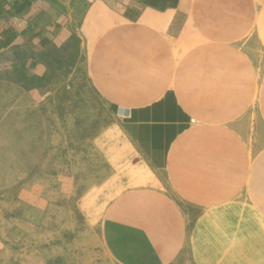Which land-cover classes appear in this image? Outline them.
I'll list each match as a JSON object with an SVG mask.
<instances>
[{
    "label": "crops",
    "instance_id": "1",
    "mask_svg": "<svg viewBox=\"0 0 264 264\" xmlns=\"http://www.w3.org/2000/svg\"><path fill=\"white\" fill-rule=\"evenodd\" d=\"M71 111L109 119L107 264H264V0H0V165L81 153Z\"/></svg>",
    "mask_w": 264,
    "mask_h": 264
},
{
    "label": "rangeland",
    "instance_id": "2",
    "mask_svg": "<svg viewBox=\"0 0 264 264\" xmlns=\"http://www.w3.org/2000/svg\"><path fill=\"white\" fill-rule=\"evenodd\" d=\"M37 88L40 95L49 92L45 80L40 79ZM58 91L61 93V88ZM43 105L46 103L40 100V110ZM59 105L55 103V110H61ZM70 113V140L76 142L81 153L73 149L69 156L66 150L54 151V164L19 167L16 177L14 165H0V264H107L97 242L96 225L119 192L114 187L118 181L106 180V165L97 160L91 139L102 136L103 151L110 145L105 131L109 127L104 128L109 119L97 122L93 113L80 119L72 116L73 111ZM83 126L86 132L78 128ZM115 151L108 148L104 159L111 160ZM79 157L84 161L80 162ZM68 171L82 177H71L67 183L63 177H52Z\"/></svg>",
    "mask_w": 264,
    "mask_h": 264
}]
</instances>
